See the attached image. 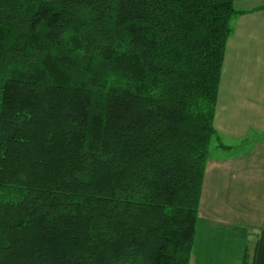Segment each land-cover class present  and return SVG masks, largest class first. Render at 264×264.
<instances>
[{
    "label": "trees",
    "instance_id": "trees-1",
    "mask_svg": "<svg viewBox=\"0 0 264 264\" xmlns=\"http://www.w3.org/2000/svg\"><path fill=\"white\" fill-rule=\"evenodd\" d=\"M233 1L0 0V264L189 263Z\"/></svg>",
    "mask_w": 264,
    "mask_h": 264
},
{
    "label": "crops",
    "instance_id": "crops-1",
    "mask_svg": "<svg viewBox=\"0 0 264 264\" xmlns=\"http://www.w3.org/2000/svg\"><path fill=\"white\" fill-rule=\"evenodd\" d=\"M263 5L264 0L233 1L236 10L245 12L235 17L226 41L213 120L219 138L206 163L188 264H193L194 254V264L260 263L256 244L264 223ZM209 256L215 259L209 261ZM223 256L230 257L225 261Z\"/></svg>",
    "mask_w": 264,
    "mask_h": 264
},
{
    "label": "rangeland",
    "instance_id": "rangeland-1",
    "mask_svg": "<svg viewBox=\"0 0 264 264\" xmlns=\"http://www.w3.org/2000/svg\"><path fill=\"white\" fill-rule=\"evenodd\" d=\"M234 19H235V17L232 19V21H231V26H232V28H233V30H234ZM214 143V142H213ZM211 146H212V144H211ZM250 239H251V236H250ZM249 247L251 248V250H253V241H250L249 242ZM231 256V255H230ZM230 256H223L221 259H223V260H225L226 261V259L227 258H229ZM251 256V255H250ZM204 257H207V256H204ZM213 259H215V258H212V256H209V261H212ZM192 262H193V264H194V260H195V254L194 255H192ZM231 260L232 259H228V261L229 262H231ZM228 262V263H229ZM199 264H201V261H200V263Z\"/></svg>",
    "mask_w": 264,
    "mask_h": 264
}]
</instances>
